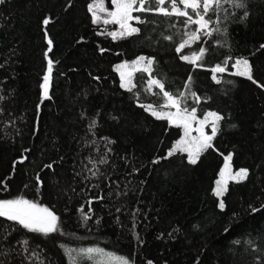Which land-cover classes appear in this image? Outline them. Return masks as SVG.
<instances>
[{
	"label": "trees",
	"instance_id": "trees-1",
	"mask_svg": "<svg viewBox=\"0 0 264 264\" xmlns=\"http://www.w3.org/2000/svg\"><path fill=\"white\" fill-rule=\"evenodd\" d=\"M92 2L0 4V200L47 206L60 228L45 236L3 219L0 264H73L69 249L75 264H101L98 254L79 253L89 247L129 264H264V0H247L246 19L225 2L209 14L220 31L180 53L197 28L184 17L139 12L140 32L114 41L93 23ZM201 47L202 61L181 59ZM141 56L153 60L150 74H136L126 90L116 68ZM239 58L258 84L230 72ZM226 59L216 83L211 69ZM150 78L182 94L198 117H225L196 164L181 151L168 156L181 129L146 110L166 101L159 88L149 90ZM229 154L233 170L246 168L248 177L228 184L221 209L213 191Z\"/></svg>",
	"mask_w": 264,
	"mask_h": 264
},
{
	"label": "snow or ice",
	"instance_id": "snow-or-ice-1",
	"mask_svg": "<svg viewBox=\"0 0 264 264\" xmlns=\"http://www.w3.org/2000/svg\"><path fill=\"white\" fill-rule=\"evenodd\" d=\"M225 2L231 3L232 6L237 9L244 10L242 19L247 18V0H112V10H109L105 7L104 0H93L92 3L88 4V11L92 15L93 23H97L102 19L99 13H104V24L119 25L120 31H113L108 33L110 36H112L113 39H116L118 37L124 38L132 36L140 32V29L138 27H135L132 22L135 21L139 24L144 23L145 21L140 16L134 15L133 13L155 12L166 17H171L173 15L177 17H184L185 24H194L197 25V28L187 33L188 38L179 43L176 51L180 53L184 48L190 46L191 43L199 41L201 39V34L210 37L213 35V33H217L220 31L218 27L210 28V25H212L214 21L211 19V16L209 14L216 13L218 9H222ZM3 3L4 0H0V4ZM49 23L50 20L48 18H45L43 20V24L45 26ZM215 23H219V17H217ZM164 38L168 40L172 39L171 36H165ZM47 43L49 45L48 52H51L53 41L51 39H48ZM261 47L264 48V45H261ZM206 53L207 49L201 47L198 49V51L192 52L191 55H182L181 59L195 65L204 59ZM45 55H47V53H45ZM145 60H147V64L142 69L135 67L136 65H140ZM223 63L225 66L216 64L211 69L213 73L212 78L216 81V83L221 82L216 74L224 73L226 71L228 60L226 59ZM152 64V59L145 58L143 56L138 57L137 60L132 62L133 71L142 70L145 72H150ZM232 66L236 69V72L233 73V75L246 77L253 83L258 84V82L253 77L252 66L250 65L247 58L236 59ZM127 67H129V65L127 62H125L117 66V71H119L121 75V87H127L129 91H131V89L135 87V85L132 83L131 73L126 74L125 71H123V69ZM52 69L53 61L49 59L47 74L44 76V82L41 85L44 98H49L48 90ZM191 79L192 78L189 77V83L186 84V87H189ZM153 86L159 88L163 96L166 98V104L163 105V107L175 108L176 111L174 113H165L163 111H157L152 107V105H148L146 107V110L150 111L151 114L157 119H167L170 121V123L177 126H182L184 128V137H182L175 143L174 147L168 152V156L175 154L177 151L187 152L189 163L196 164L200 154L213 147L211 142L219 131L220 121L224 120L225 117L217 112L207 113L208 117L213 118L211 125V135H208L204 132L203 125L205 124L206 120H201V127L197 129V131L199 132V136L192 137L191 140H189L188 137L191 130L190 121L196 119V109L192 108L189 112L186 107L182 108L180 99L182 94H173L169 91H166L165 83L162 81V79L150 78L148 81L149 90H151ZM258 86L264 88V84H258ZM193 95L195 94L193 93ZM0 99H2V97H0ZM94 127L95 121H93V123L90 125V128ZM109 142L111 143V141ZM231 160V154L225 157L224 169L220 173L221 178L217 180L216 188L214 189V194L217 197H223V195L227 192V179H232L240 182L248 177V169L246 168L239 169L237 172H235L234 175L228 172V170L230 169ZM103 162L104 161H101V163ZM48 167H51V165H48ZM226 173L227 179L225 178ZM219 207L221 209L225 207L223 199L219 200ZM253 211H258V209H253ZM0 218H5L10 222H15V224L19 225L28 232L40 233L45 236L60 230L59 217L54 211H52L47 206L41 205L36 201L26 199L22 196L10 200H0ZM169 235H171V233H169ZM22 243L25 246L24 250L27 251L28 241L24 240ZM72 252L73 250L69 249L68 255L72 257V262L73 264H75L76 257L72 256ZM79 253L91 259L93 254L103 255L104 250L100 248L89 247L86 249H80ZM117 259L120 261V264H129V260L127 258L119 257ZM148 264H152V262L149 261Z\"/></svg>",
	"mask_w": 264,
	"mask_h": 264
},
{
	"label": "rangeland",
	"instance_id": "rangeland-1",
	"mask_svg": "<svg viewBox=\"0 0 264 264\" xmlns=\"http://www.w3.org/2000/svg\"><path fill=\"white\" fill-rule=\"evenodd\" d=\"M104 3H105V7H106L107 9H109V10H112V9H113L112 0H104ZM89 13H90V12H89ZM140 13H143V12H140ZM133 14L136 15L137 13H133ZM90 15H91V13H90ZM99 15L102 17V19H101L98 23H100V24L104 27L103 30H105L107 34L110 33V32H113V31H120V29H119V25H116V24H104V23H103V18L105 17V14H104V13H99ZM91 17H92V15H91ZM132 23H133V25H134L135 27H137L135 21H133ZM108 35H109V34H108ZM109 37H110L112 40H114V41H117V40H121V39H123V38H119V37L116 38V39H113L112 36H110V35H109ZM124 38H125V37H124ZM135 60H137V59H135ZM135 60H133V61H135ZM133 61H129V62L125 61V62L128 63L129 67L123 69V71H125L126 74H127V73H131V80H132V83H133L134 76H135L136 74H138V73H140V72H145V71H142V70H140V71H133V65H132V62H133ZM125 62H123V63H125ZM123 63H121V64H123ZM121 64H119V65H121ZM146 64H147V60H145L144 62H142L140 65H136L135 67H138V68H141V69H142ZM47 69H48V65H47ZM116 71H117V68H116ZM150 71H151V69H150ZM226 71H227V69H226ZM230 72L233 74V73L236 72V69L232 66V70H231ZM145 73L150 74V72H145ZM46 74H47V73H46ZM117 74H118V76H119V78H120V81H121V84H122V80H121L120 72L117 71ZM245 78H246V77H245ZM43 82H44V80H43ZM42 84H43V83H42ZM153 87H154V86H153ZM153 87L151 88L150 91L153 90ZM123 88L126 89V90H129L127 87H123ZM41 92H42V94H43V89H42V87H41ZM165 104H166V101H165L164 105H165ZM147 106H148V105H147ZM147 106H145V107H147ZM152 107L155 108L154 106H152ZM181 107L184 108V107H186V106H184L183 104H181ZM186 108H187V107H186ZM155 109H156L157 111H163V112H165V113H167V112H172V113H174V112L176 111L175 108H170V107H162V108H158V109L155 108ZM187 109H188V108H187ZM147 111H148V110H147ZM188 111L190 112L191 109H188ZM148 112L151 114L150 111H148ZM151 115H152V114H151ZM152 116H153V115H152ZM153 117H154V116H153ZM155 118H156V117H155ZM206 118H207V119H206ZM163 120H166V121H167L169 124H171L172 126H177V125H175V124L170 123V121L167 120V119H163ZM201 120H206L205 124L203 125V130H204V132L207 133L208 135H211V132H212L211 125H212L213 118H212V117H208L207 114H206L204 117H198L197 112H196V119L190 121V124H191V130H190V134H189V137H188L189 140H191L192 137H198V136H199V132L197 131V129L201 127V124H200V121H201ZM177 127H180V129H181V137L179 138V140H180L182 137H184V128H183L182 126H177ZM184 153L188 156V153H187V152H184ZM224 165H225V158H224V163H223V166H222L221 171L224 169ZM228 172H230V173L233 174V175L235 174V172H237V171H234V170H233L232 165H231V162H230V169L228 170ZM220 178H221V177L219 176V179H220ZM225 178L227 179V173H226V177H225ZM236 182H237V181H235V180L227 179V186H228V184H230V183H236ZM215 188H216V185H215L214 189H215ZM213 193H214V191H213ZM214 196L216 197V199L218 200V202H219L220 199H223V197H217L215 194H214ZM95 257L100 261L101 264H120V261H119L116 257L111 258V257L102 256V255H100V254L95 255Z\"/></svg>",
	"mask_w": 264,
	"mask_h": 264
},
{
	"label": "flooded vegetation",
	"instance_id": "flooded-vegetation-1",
	"mask_svg": "<svg viewBox=\"0 0 264 264\" xmlns=\"http://www.w3.org/2000/svg\"><path fill=\"white\" fill-rule=\"evenodd\" d=\"M3 219H5V218H0V223H1V221L3 220ZM6 220V219H5ZM11 223H15V222H11ZM1 227V226H0Z\"/></svg>",
	"mask_w": 264,
	"mask_h": 264
}]
</instances>
